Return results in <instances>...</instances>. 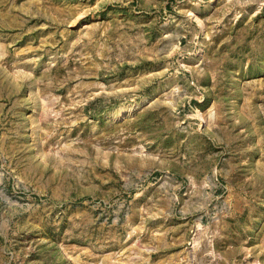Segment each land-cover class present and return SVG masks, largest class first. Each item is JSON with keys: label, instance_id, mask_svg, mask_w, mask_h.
I'll use <instances>...</instances> for the list:
<instances>
[{"label": "rangeland", "instance_id": "1", "mask_svg": "<svg viewBox=\"0 0 264 264\" xmlns=\"http://www.w3.org/2000/svg\"><path fill=\"white\" fill-rule=\"evenodd\" d=\"M0 264H264V0H0Z\"/></svg>", "mask_w": 264, "mask_h": 264}]
</instances>
